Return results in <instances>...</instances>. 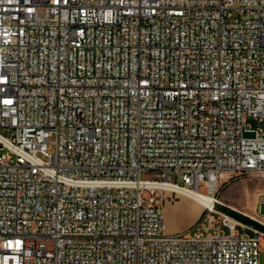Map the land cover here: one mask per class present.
Returning <instances> with one entry per match:
<instances>
[{"label":"built area","instance_id":"2783aa9c","mask_svg":"<svg viewBox=\"0 0 264 264\" xmlns=\"http://www.w3.org/2000/svg\"><path fill=\"white\" fill-rule=\"evenodd\" d=\"M239 174L264 177V0H0V264H260ZM164 183L211 195L185 231Z\"/></svg>","mask_w":264,"mask_h":264},{"label":"rangeland","instance_id":"374dc122","mask_svg":"<svg viewBox=\"0 0 264 264\" xmlns=\"http://www.w3.org/2000/svg\"><path fill=\"white\" fill-rule=\"evenodd\" d=\"M248 124L255 126V121L248 119ZM246 137L251 136L250 133L245 134ZM53 148L49 152H53ZM46 160L47 158L39 154ZM178 184H182L181 174L177 179ZM220 199L232 208L248 218L253 217L260 220L264 225V209H259V203L264 199V177L255 174H239L233 175L221 189ZM164 211V231L165 233H176L187 230L198 218L202 212V207L189 197H185L181 193L174 194L172 200L165 199L163 202ZM251 214L247 215L246 213ZM237 229L242 231L241 227ZM227 232V228H223ZM247 234L253 235L250 230ZM259 263L264 264V236L260 239Z\"/></svg>","mask_w":264,"mask_h":264},{"label":"bare ground","instance_id":"6f19581e","mask_svg":"<svg viewBox=\"0 0 264 264\" xmlns=\"http://www.w3.org/2000/svg\"><path fill=\"white\" fill-rule=\"evenodd\" d=\"M164 186L172 187L176 190V192L181 193L185 197H189L192 200H194L197 204L201 205L203 207L204 204H207L211 200V195L207 194L201 190H197L195 188L186 187V186H180L177 184H171V183H164ZM246 213V212H244ZM247 215H251L246 213Z\"/></svg>","mask_w":264,"mask_h":264},{"label":"trees","instance_id":"16d2710c","mask_svg":"<svg viewBox=\"0 0 264 264\" xmlns=\"http://www.w3.org/2000/svg\"><path fill=\"white\" fill-rule=\"evenodd\" d=\"M227 212H229L231 215H234L235 217L239 218V219H242V220H245L247 222H250V223H253L255 225H258L262 230H264V225H261V224H258L257 222H254L252 221L250 218H248L247 216L241 214L240 212L234 210V209H231L229 207H223ZM201 216V213L199 215V217Z\"/></svg>","mask_w":264,"mask_h":264},{"label":"crops","instance_id":"0c3cea01","mask_svg":"<svg viewBox=\"0 0 264 264\" xmlns=\"http://www.w3.org/2000/svg\"><path fill=\"white\" fill-rule=\"evenodd\" d=\"M197 205H199V204H197ZM199 206H201V205H199ZM259 209H264V205H260Z\"/></svg>","mask_w":264,"mask_h":264}]
</instances>
